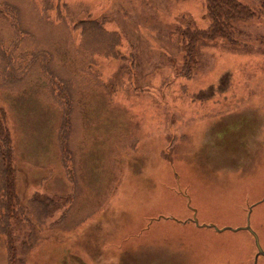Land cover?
Returning <instances> with one entry per match:
<instances>
[{
	"label": "rangeland",
	"instance_id": "374dc122",
	"mask_svg": "<svg viewBox=\"0 0 264 264\" xmlns=\"http://www.w3.org/2000/svg\"><path fill=\"white\" fill-rule=\"evenodd\" d=\"M204 12V0H0V106L23 202L72 189L51 84L71 105L75 199L60 223L36 225L25 264H253V235L232 229L249 207L264 249V52L205 46L183 77L176 26L205 28ZM89 17L124 35L135 66L95 52ZM242 28L251 43L264 37V21ZM193 209L199 224L226 228L187 221Z\"/></svg>",
	"mask_w": 264,
	"mask_h": 264
},
{
	"label": "trees",
	"instance_id": "16d2710c",
	"mask_svg": "<svg viewBox=\"0 0 264 264\" xmlns=\"http://www.w3.org/2000/svg\"><path fill=\"white\" fill-rule=\"evenodd\" d=\"M204 7V15L208 19L205 28L191 26V20L189 19L179 22L180 24L184 23L186 27L176 26V30L180 31L178 37L184 54L179 70L183 77L191 78L198 70L200 50L205 46L227 44L240 49V47L249 48L251 44L259 43V46L257 45L258 50L264 52V37L258 40L254 39L251 43L249 40L244 39L248 36V33L242 28L250 20L259 23L264 21V0H204ZM86 19L83 22L91 24L90 28L99 33L96 34L99 49L95 52L112 58L116 57L119 61L129 59L132 61V65L135 66L136 54L131 50L127 54L123 53L124 35L119 31L110 32L104 29L103 25L106 17H102L100 21L93 17ZM36 54L35 51L30 56L33 58ZM9 63L8 66L10 67L14 64L13 61H9ZM42 72L45 73L44 70ZM47 74H49L48 81L53 79L50 73ZM63 81L65 82V80ZM52 82L54 81L52 80ZM68 82L64 86H69ZM55 84L58 85V82ZM51 89L54 98L61 107V121L57 134L58 149L60 151V161L70 179L72 189L69 193L62 195L34 192L26 202L13 195L15 181H13V176L12 179L10 176V174L13 175L14 171L11 166V159L14 156L13 145L6 125L5 109L0 106V239L6 249V264H25L26 257L24 254L34 245L35 235H37L36 225H46L48 220H50V223L46 226L60 223L71 211L75 199L76 185L69 174L70 169L65 159L66 151L64 148L66 146L65 134L68 130L71 105L66 103L67 98L62 99L63 96L60 94V90L57 92L54 84H51ZM80 223H82L81 220L78 221V224Z\"/></svg>",
	"mask_w": 264,
	"mask_h": 264
},
{
	"label": "water",
	"instance_id": "95a60500",
	"mask_svg": "<svg viewBox=\"0 0 264 264\" xmlns=\"http://www.w3.org/2000/svg\"><path fill=\"white\" fill-rule=\"evenodd\" d=\"M189 201V199H188ZM250 210H251V207L248 208L247 212V218H246V222H245V225L244 226H239V227H236V228H232L233 230H236V229H245L247 231H249L253 236H254V243H255V246L257 247V253L255 254L254 258L255 260L257 259L256 257L260 254L264 255V250L262 248V246H260L259 244V239H258V235H256L255 231L252 229V227L250 226L249 224V215H250ZM193 213H192V216H190V218L187 219V221H190L192 220L194 222V224L196 226H206V227H211V228H215V230H223L225 228H218L217 225H215L214 223L211 224V223H202V224H199L198 223V219H197V216L195 214V209L192 210ZM231 228V227H230Z\"/></svg>",
	"mask_w": 264,
	"mask_h": 264
}]
</instances>
